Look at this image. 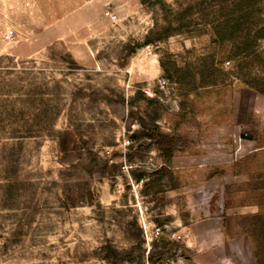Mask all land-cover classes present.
Wrapping results in <instances>:
<instances>
[{
	"label": "rangeland",
	"instance_id": "rangeland-1",
	"mask_svg": "<svg viewBox=\"0 0 264 264\" xmlns=\"http://www.w3.org/2000/svg\"><path fill=\"white\" fill-rule=\"evenodd\" d=\"M259 30L264 0H0V264H138L159 228L165 264H256ZM152 123L183 184L159 207L133 180L163 162Z\"/></svg>",
	"mask_w": 264,
	"mask_h": 264
},
{
	"label": "trees",
	"instance_id": "trees-1",
	"mask_svg": "<svg viewBox=\"0 0 264 264\" xmlns=\"http://www.w3.org/2000/svg\"><path fill=\"white\" fill-rule=\"evenodd\" d=\"M264 37V30H259L256 37H254V40H259ZM253 38L250 37V33H245L243 37V43L239 44L238 46L233 47L230 51L222 50L221 52L222 58L221 61H224L226 59H230L238 62L237 59L239 56L243 55L248 51V42L253 41ZM164 38L158 37L157 41L161 42ZM222 41V40H221ZM151 43L149 38H146V44ZM219 45V43H218ZM220 49V45L218 46ZM231 52V54H230ZM236 66V65H235ZM175 69V67H174ZM170 78V77H168ZM258 80L254 79L253 82H246L245 84L256 91L259 95L264 97V84L259 85L257 83ZM212 84H207V86ZM259 85V86H258ZM213 90L207 89L200 93L198 91V88L195 87V85L190 86L189 88L184 90V93L182 94V97L184 101H188L190 96L194 98L192 102L195 101L196 98L201 96H206L212 93ZM193 104V103H192ZM143 130L144 126H142ZM147 134L146 137L154 142L156 148L158 151H160L163 162L158 165L154 170L150 171L149 173L140 172L139 174L135 175L133 177V180L136 183H141V193L144 194V196H147L149 194L152 195L151 201L154 205L163 206L167 200V192L168 191H178L183 186L182 181L179 178V170L173 168V157L176 151V139L174 137H170L168 135H164L159 131V128L152 123L151 126L146 128ZM222 173V172H221ZM226 225L223 223V228L226 231ZM163 232L159 228L158 234L156 237H154V240H152V249L149 250L148 254L144 257L145 249H141L137 246H133L131 251L127 254V258H125L126 262L128 263H134V259L132 257L134 256V252L137 251V249L140 250V256L138 259V264H143L146 262L147 264H165V256L168 253L169 246H173L174 244L169 242L168 237L162 236ZM158 249L157 251H155ZM254 257L256 260V264H260L264 258V248L263 245L257 242V240L254 241Z\"/></svg>",
	"mask_w": 264,
	"mask_h": 264
},
{
	"label": "crops",
	"instance_id": "crops-1",
	"mask_svg": "<svg viewBox=\"0 0 264 264\" xmlns=\"http://www.w3.org/2000/svg\"><path fill=\"white\" fill-rule=\"evenodd\" d=\"M217 239H220L221 242H223L225 244L229 243V240L227 239V237L223 236L221 228L218 229ZM243 243H245L244 240H243Z\"/></svg>",
	"mask_w": 264,
	"mask_h": 264
},
{
	"label": "built area",
	"instance_id": "built-area-1",
	"mask_svg": "<svg viewBox=\"0 0 264 264\" xmlns=\"http://www.w3.org/2000/svg\"><path fill=\"white\" fill-rule=\"evenodd\" d=\"M158 234V230L155 232V237H156V235ZM172 238H174V235H172Z\"/></svg>",
	"mask_w": 264,
	"mask_h": 264
}]
</instances>
